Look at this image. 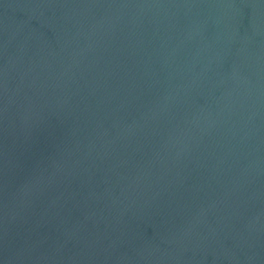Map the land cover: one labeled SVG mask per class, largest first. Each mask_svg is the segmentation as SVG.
<instances>
[{
    "label": "water",
    "instance_id": "95a60500",
    "mask_svg": "<svg viewBox=\"0 0 264 264\" xmlns=\"http://www.w3.org/2000/svg\"><path fill=\"white\" fill-rule=\"evenodd\" d=\"M0 264H264V0H0Z\"/></svg>",
    "mask_w": 264,
    "mask_h": 264
}]
</instances>
